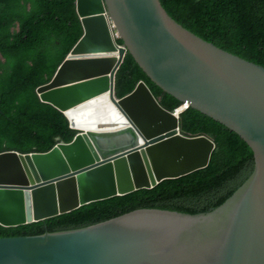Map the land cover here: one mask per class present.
<instances>
[{"label": "water", "instance_id": "obj_1", "mask_svg": "<svg viewBox=\"0 0 264 264\" xmlns=\"http://www.w3.org/2000/svg\"><path fill=\"white\" fill-rule=\"evenodd\" d=\"M77 2L85 33L38 94L79 134L47 153L0 154L1 225L45 221L209 165L215 141L182 133L181 117L146 81L118 97L128 52L166 92L239 133L256 168L213 212L140 209L77 230L0 238V264H264V66L189 30L162 0Z\"/></svg>", "mask_w": 264, "mask_h": 264}, {"label": "trees", "instance_id": "obj_2", "mask_svg": "<svg viewBox=\"0 0 264 264\" xmlns=\"http://www.w3.org/2000/svg\"><path fill=\"white\" fill-rule=\"evenodd\" d=\"M162 2L189 30L264 66V0ZM84 33L77 0H0V154L47 153L75 140L79 131L37 91L52 80ZM119 42L124 44L121 38ZM141 80L169 110L183 105L154 82L129 52L117 75V95L126 96ZM181 130L215 141L207 167L154 189L95 202L45 221L11 228L0 224V238L77 230L140 209L190 215L215 211L253 175L255 151L235 130L193 107L182 113Z\"/></svg>", "mask_w": 264, "mask_h": 264}, {"label": "clouds", "instance_id": "obj_3", "mask_svg": "<svg viewBox=\"0 0 264 264\" xmlns=\"http://www.w3.org/2000/svg\"><path fill=\"white\" fill-rule=\"evenodd\" d=\"M111 26H112V29H113V32H114V37L118 40V42H119V39L121 38V35H120V33L118 32V30H117V27H116V25H115V23L113 22V21H111ZM122 39V38H121ZM120 43V42H119ZM125 43V42H124ZM121 44V43H120ZM121 45H124V44H121ZM71 53V52H70ZM129 53V52H128ZM38 92V91H37ZM119 97V96H118ZM119 98H122V97H119ZM184 104H187V108L186 109H184L182 112H179L178 110H180L183 106H184ZM189 107H191L190 105H189V103L186 101V102H183V105L182 106H180V107H178L174 112L178 115V116H180L181 117V115H182V113L185 111V110H187V109H189ZM70 121V120H69ZM182 131V130H181ZM183 133V132H182ZM194 136V135H193Z\"/></svg>", "mask_w": 264, "mask_h": 264}, {"label": "built area", "instance_id": "obj_4", "mask_svg": "<svg viewBox=\"0 0 264 264\" xmlns=\"http://www.w3.org/2000/svg\"><path fill=\"white\" fill-rule=\"evenodd\" d=\"M187 108V104H184V106L180 109V110H178L179 112H182L184 109H186Z\"/></svg>", "mask_w": 264, "mask_h": 264}, {"label": "bare ground", "instance_id": "obj_5", "mask_svg": "<svg viewBox=\"0 0 264 264\" xmlns=\"http://www.w3.org/2000/svg\"><path fill=\"white\" fill-rule=\"evenodd\" d=\"M76 113V112H75Z\"/></svg>", "mask_w": 264, "mask_h": 264}]
</instances>
